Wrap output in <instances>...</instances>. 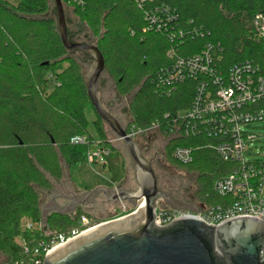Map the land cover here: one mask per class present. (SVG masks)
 Segmentation results:
<instances>
[{"label": "trees", "instance_id": "16d2710c", "mask_svg": "<svg viewBox=\"0 0 264 264\" xmlns=\"http://www.w3.org/2000/svg\"><path fill=\"white\" fill-rule=\"evenodd\" d=\"M62 2L87 25L118 94L128 101V131L130 125L145 131L159 122L164 134L166 116L188 110L196 95L195 80H186L168 96L154 82L169 64L166 54L171 48L165 28H149L147 14L152 17L158 9L176 14V20H166L169 30L185 32L180 55L220 45L221 70L251 62L264 76V38L253 26L257 15L264 16V0H147L143 8L136 0ZM50 11V0H0V254L7 259L3 264H31L34 259L24 254V244L39 247L79 225L86 214L82 209L71 215L51 213L44 224L42 192L54 188L52 180H63L64 165L71 170L87 163L96 142L112 147L106 124L88 97L83 65L65 49L56 17H46ZM89 112L94 113L92 121ZM74 136H87L89 142L73 145ZM209 143L206 137L171 141L165 158L197 173L196 199L202 205L223 206L228 198L219 196L214 184L235 165L220 161ZM178 146L195 148L191 164L173 158Z\"/></svg>", "mask_w": 264, "mask_h": 264}, {"label": "built area", "instance_id": "2783aa9c", "mask_svg": "<svg viewBox=\"0 0 264 264\" xmlns=\"http://www.w3.org/2000/svg\"><path fill=\"white\" fill-rule=\"evenodd\" d=\"M68 1L77 4L84 2ZM146 1L136 0L141 8ZM69 9L73 13V10ZM157 11L159 15L157 13L151 17L147 14V19L151 22L149 28L156 27L158 31L165 28L167 38L171 42V48L166 54L169 64L158 71L154 80L158 91L168 96L186 80H195L196 95L188 110L166 116L167 128L164 134L160 131V123L155 122L145 131L130 125L129 131L127 129L128 136L138 143L142 134L151 132L156 135L155 132L158 131L167 139L165 149L174 140L206 137L210 140L208 146L219 160L234 164L235 169L220 177L214 184L215 192L228 198L226 205L206 207L199 203V212L194 213L171 208L162 209L157 203L156 226L165 227L174 220L185 217L198 218L213 227H219L225 221L240 216L257 217L264 221V162L252 159L253 144L258 137L252 126L264 123V76L260 73V68L251 62H245L227 71L221 70L223 56L220 45L208 44L200 53L191 56L180 55L185 32L181 28L169 30L166 21L176 20V14L167 8ZM253 26L258 35L264 38L263 15L254 18ZM129 119L130 117L125 124L127 126ZM70 142L73 145H86L89 140L87 136H74ZM194 153L195 148L192 146H178L173 151V158L183 165H188L193 162ZM112 154L109 146L96 142L87 154V163L105 165L107 158ZM162 156L165 157V154ZM126 210L125 208L124 212ZM90 223V219L84 214L79 219V228L72 230L68 235L55 236L50 242H42L39 247L33 249L24 244L23 252L32 256L34 261L31 264H45L51 250L90 230ZM261 261H264V249L261 252Z\"/></svg>", "mask_w": 264, "mask_h": 264}, {"label": "water", "instance_id": "95a60500", "mask_svg": "<svg viewBox=\"0 0 264 264\" xmlns=\"http://www.w3.org/2000/svg\"><path fill=\"white\" fill-rule=\"evenodd\" d=\"M54 4L58 31L65 49L85 54L96 63L86 83L87 94L99 117L123 142L133 162L137 190L100 186L84 193L83 198L63 196L73 200L65 207L52 200L42 208L44 224H47L51 213L71 215L76 210L74 204L84 205L97 195H102L108 203L128 202L136 207L137 201H144L145 205L143 209L139 207L134 213L102 223L98 225L104 224L102 227L77 237L47 256L45 264H264L261 261L264 221L257 217H236L219 227L208 226L194 217L176 219L165 227L156 226V203L159 199L173 210L198 213L199 208L173 199L159 189L153 160L146 157L149 149L143 150L129 137L127 125L109 110L115 102L111 101L105 107L99 99L98 90L107 83V79L102 77L106 71L103 54L93 44L90 35H85L86 43L71 41L68 35V25L73 23L71 10L63 5L62 0H54ZM122 99L117 93L116 104H120ZM123 112L130 117L128 108Z\"/></svg>", "mask_w": 264, "mask_h": 264}, {"label": "rangeland", "instance_id": "374dc122", "mask_svg": "<svg viewBox=\"0 0 264 264\" xmlns=\"http://www.w3.org/2000/svg\"><path fill=\"white\" fill-rule=\"evenodd\" d=\"M9 1L13 3L17 2V0ZM50 1L51 11L47 14H49V16L52 14L56 17V7L54 0ZM70 17L73 21L72 25H68V35L71 41L86 43L85 35H90V30L88 29L87 25L82 23L74 13H71ZM93 44H96V40L94 39ZM70 55L80 60L83 65L85 77L88 80L96 67V63L92 59L88 58L85 54L80 52H71ZM102 77L107 79V83L104 88H99L98 96L100 101L106 107L108 103L111 102V97H114L113 92L115 88V82L112 79L110 73L107 71H105ZM120 106V108H117V106L116 111H112V114L120 119L124 124H126L127 119L121 115V108H128V101L126 99H122ZM88 117L90 121H92L95 118L94 113L89 112ZM105 128L108 134V144L113 147H111L113 154L106 160L107 166L104 167L102 164L90 165L85 163L80 167H75L70 170L66 165H64L63 180H52L54 188L50 191V194H48L49 192H42L43 206L48 203L52 196L68 194V197L71 195H76L79 197L84 195L87 189L98 188L99 186L111 188L114 186L119 187L120 185H123L124 188V185H126L125 187L127 188L124 189L131 191L137 190V185L134 179L133 162L126 151L123 142L117 140L118 138L111 132L107 125H105ZM252 128H254L255 133L258 135L257 140L253 144L252 159L258 162H264V123L255 124L252 126ZM155 133L156 135L151 132L144 133L140 139H138V143L143 150L147 145H150V154L148 157L146 156L149 160H151V158L153 159V156L156 155L155 151L160 153L157 155V157L161 158L167 142V139L163 137L158 131ZM150 138L152 141L151 143H148V139ZM123 163L125 164V169ZM155 173L158 177V186L160 189L165 190L168 192V194L169 192H173V194H170V196L173 199H175L174 197L176 196L177 199L181 200V202L185 204H189L185 200V197H188L190 194H192L193 197H195L193 198L192 203L198 208L197 205H199L200 201L198 198L196 199L199 188L197 184V173L192 172L188 168L179 164L171 163L168 160L160 167L156 166ZM98 196L100 197V195ZM89 201L91 202V205L86 206V208L83 209L79 208L78 210L82 209L86 213L85 215H87L91 222V229L107 221L129 215L143 204V201H137L136 207L128 202H119L118 204L110 203L107 206H103L100 205L98 197L95 199L92 197ZM59 203L64 202L62 201ZM157 203L162 209L170 208L168 207L167 203L163 202V199L157 200ZM125 208L127 209L126 212H124ZM26 225L28 226V221H25V226ZM77 228H79V225L77 227H72L70 232ZM43 229V231H45V235H49V231H47L45 227ZM17 241L18 243H22L21 239H18ZM6 260V257L0 254V264H3L6 262Z\"/></svg>", "mask_w": 264, "mask_h": 264}, {"label": "flooded vegetation", "instance_id": "af4514ba", "mask_svg": "<svg viewBox=\"0 0 264 264\" xmlns=\"http://www.w3.org/2000/svg\"><path fill=\"white\" fill-rule=\"evenodd\" d=\"M114 94V97L112 98L111 97V101H113V102H115V105L112 107V108H110L109 110H111V112L113 111H116V107L117 108H120L121 106H120V104H116V100H117V90H116V88H114V92H113ZM109 104V103H108ZM125 108H121V115L123 116V117H125L126 119L128 118L127 116H126V114L123 112V110H124ZM151 141H152V139L150 138V139H148V143H151ZM148 149H149V151L146 153V156L148 157V155L150 154V151H151V147H150V145H147L146 146ZM145 149V148H144ZM156 152V155L155 156H153V159L151 158V160H153V167H155L156 168V166L157 167H160L161 165H163V163H165L166 161H167V159L164 157V156H162V159L161 158H159V157H157V155H159L160 153L158 152V151H155ZM165 154V148H164V153H163V155ZM163 157H164V159H163ZM154 168V169H155ZM160 189V188H159ZM161 191H164L165 193H168V192H166L165 190H163V189H160ZM169 194H173V192L172 193H170L169 192ZM76 196V195H75ZM79 197H81V196H79ZM97 197H98V200H99V202H100V205H103V206H107V205H109L110 203H108L104 198H103V196L102 195H100V197H101V199H100V197L97 195ZM96 196L94 197V199L95 198H97ZM81 198H83V196L81 197ZM92 198V197H91ZM90 198V199H91ZM176 200H178V201H181V200H179V199H177V197L175 196L174 197ZM193 198H195V197H193V195L192 194H190L188 197H185V200L189 203V204H191L192 202H193ZM89 199V200H90ZM73 201V200H72ZM71 200H66L65 202H64V207L66 206V205H68V204H70L71 202H72ZM163 202L164 203H166L164 200H163ZM91 202L90 201H88V202H86V204H84V205H82V204H79V205H73V206H75V208H76V210H75V212L79 209V208H86V206H89V205H91L90 204ZM192 205H194L193 203H192ZM169 207V206H168ZM74 212V213H75Z\"/></svg>", "mask_w": 264, "mask_h": 264}, {"label": "crops", "instance_id": "0c3cea01", "mask_svg": "<svg viewBox=\"0 0 264 264\" xmlns=\"http://www.w3.org/2000/svg\"><path fill=\"white\" fill-rule=\"evenodd\" d=\"M104 167H106L107 166V163L105 164V165H103ZM126 185H124V188H127V187H125ZM100 187V186H99ZM114 188H116V189H121V188H123V185H120L119 187L118 186H114ZM94 189H96V188H93V189H87L86 190V192L85 193H87V192H89V191H92V190H94ZM51 192H49L48 194H50ZM68 194H63V195H60V196H52L51 197V199L48 201V203H46V205H48L52 200H56V202H57V204L59 205V206H61V207H64V205H62V204H64V203H59V202H65L66 200H67V198H64L63 196H67ZM72 196V195H71ZM42 203H43V201H42ZM56 204V203H55ZM46 205H44L43 207H45Z\"/></svg>", "mask_w": 264, "mask_h": 264}, {"label": "bare ground", "instance_id": "6f19581e", "mask_svg": "<svg viewBox=\"0 0 264 264\" xmlns=\"http://www.w3.org/2000/svg\"><path fill=\"white\" fill-rule=\"evenodd\" d=\"M144 205H145V203H144V201H143V204H142V206H141L140 208L143 209V208H144ZM103 225H104V224H103ZM103 225H101V226H97V227H95V228H93V229H91V230H89V231L84 232V233L81 234V235H84V234H86V233H88V232H90V231H93V230H95V229H97V228H99V227H102ZM81 235H80V236H81ZM75 239H77V238H74V239L69 240V241H68L67 243H65L64 245L70 243L71 241H73V240H75ZM64 245L57 246L56 248H54L53 250L50 251L49 255H50L52 252L56 251L57 249L63 247Z\"/></svg>", "mask_w": 264, "mask_h": 264}]
</instances>
